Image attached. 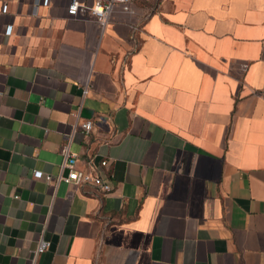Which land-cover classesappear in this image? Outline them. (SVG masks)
<instances>
[{"label":"crops","instance_id":"0c3cea01","mask_svg":"<svg viewBox=\"0 0 264 264\" xmlns=\"http://www.w3.org/2000/svg\"><path fill=\"white\" fill-rule=\"evenodd\" d=\"M136 2L0 0V264H264V0Z\"/></svg>","mask_w":264,"mask_h":264},{"label":"built area","instance_id":"2783aa9c","mask_svg":"<svg viewBox=\"0 0 264 264\" xmlns=\"http://www.w3.org/2000/svg\"><path fill=\"white\" fill-rule=\"evenodd\" d=\"M51 0H37L38 4L49 5ZM136 0H70L68 6V14L71 16H77L82 11H88L100 26L104 29L110 22L113 11L116 7H121L124 11L131 14L136 13L135 7ZM8 11V5L3 6V12ZM13 31L12 25L7 27V34H11ZM90 89V81L84 85L82 89V97L85 98ZM81 108L74 113L73 128L74 131H82L88 135L94 128L92 120H82ZM64 155L63 162L61 164L60 173L56 179L51 175L43 173V171H34L37 177H43L49 184L57 186L60 182L64 181L68 184L75 186L76 188L83 187L85 185H92L101 191L104 195H107L113 189L111 180L102 174L101 169L108 164L106 159L96 161L92 156L88 159L91 165L89 170L80 169L77 167V156L70 150V144H66L62 148ZM52 246V241L46 238L45 229L42 231L38 240L37 247L35 249L34 256L27 264H37L38 257L49 250Z\"/></svg>","mask_w":264,"mask_h":264},{"label":"rangeland","instance_id":"374dc122","mask_svg":"<svg viewBox=\"0 0 264 264\" xmlns=\"http://www.w3.org/2000/svg\"><path fill=\"white\" fill-rule=\"evenodd\" d=\"M136 4H137V2H136Z\"/></svg>","mask_w":264,"mask_h":264}]
</instances>
